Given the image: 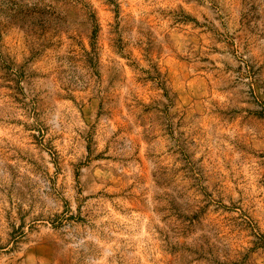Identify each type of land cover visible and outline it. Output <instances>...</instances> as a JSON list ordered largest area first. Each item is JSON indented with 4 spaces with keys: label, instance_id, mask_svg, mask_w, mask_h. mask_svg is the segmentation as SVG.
<instances>
[{
    "label": "rangeland",
    "instance_id": "1",
    "mask_svg": "<svg viewBox=\"0 0 264 264\" xmlns=\"http://www.w3.org/2000/svg\"><path fill=\"white\" fill-rule=\"evenodd\" d=\"M0 264H264V0H0Z\"/></svg>",
    "mask_w": 264,
    "mask_h": 264
},
{
    "label": "clouds",
    "instance_id": "2",
    "mask_svg": "<svg viewBox=\"0 0 264 264\" xmlns=\"http://www.w3.org/2000/svg\"><path fill=\"white\" fill-rule=\"evenodd\" d=\"M257 112L261 111L260 107L257 106L256 109H255Z\"/></svg>",
    "mask_w": 264,
    "mask_h": 264
}]
</instances>
